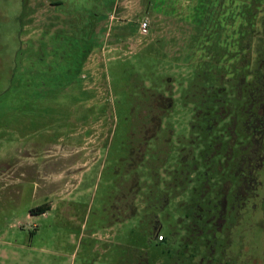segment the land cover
I'll list each match as a JSON object with an SVG mask.
<instances>
[{"label": "rangeland", "instance_id": "obj_1", "mask_svg": "<svg viewBox=\"0 0 264 264\" xmlns=\"http://www.w3.org/2000/svg\"><path fill=\"white\" fill-rule=\"evenodd\" d=\"M73 4L87 14L81 24L101 8L78 72ZM263 5L0 0V164L29 177L17 197L11 186L0 190V264H137L138 251L146 264L171 262L203 153L209 142L220 151L218 131L234 124L205 119L210 91L200 71L226 84L218 92L230 91L226 106L238 118L235 98L253 67ZM139 19L148 23L145 33ZM207 125L216 128L210 136ZM77 162L62 179L64 165ZM43 189L52 192L50 208L29 214ZM255 239L245 240L249 254ZM186 253L177 264H187Z\"/></svg>", "mask_w": 264, "mask_h": 264}, {"label": "flooded vegetation", "instance_id": "obj_2", "mask_svg": "<svg viewBox=\"0 0 264 264\" xmlns=\"http://www.w3.org/2000/svg\"><path fill=\"white\" fill-rule=\"evenodd\" d=\"M250 101L246 109L244 104L238 107L239 117L235 118L230 130L218 131L217 138L222 140L216 144L220 151L215 149V143L209 142L213 148L203 153V169L195 176L199 185L194 189L195 198L187 205L188 220L177 251V255L187 252V264H264V101L259 103L258 96ZM229 110L221 107L219 117H231ZM206 129L207 136L216 131L211 125ZM43 149L45 155H50L49 147ZM25 173L16 165L1 163L0 190L7 191L11 186L12 196L17 197L23 190L21 186L29 179ZM47 185L50 190V184ZM47 190H41L44 192L42 200L31 208H50L48 194L52 192ZM29 214L33 212L29 211ZM241 224L243 227L240 228ZM157 225L153 226V234ZM232 227L238 230L235 236H231ZM250 233L253 239L256 237L251 254L244 249ZM177 234L174 240L178 239ZM146 257L145 253L138 251L134 260L137 264H146ZM175 257L168 263L177 264L180 258Z\"/></svg>", "mask_w": 264, "mask_h": 264}, {"label": "trees", "instance_id": "obj_3", "mask_svg": "<svg viewBox=\"0 0 264 264\" xmlns=\"http://www.w3.org/2000/svg\"><path fill=\"white\" fill-rule=\"evenodd\" d=\"M57 3L60 4L61 1H54L52 4H57ZM74 5L75 4H73V6ZM74 7H75V10H73V8L70 7L71 14L74 13V15L72 14L73 20H70V22L72 23V25H74V22L76 24H78V26L81 25V28H80V30H81L80 36L81 37L79 38L80 49L78 50V51H80L81 60H80V63H78L75 66V70L78 72L79 70L77 69V67L80 68V66H81L82 62L84 61L87 53L92 49V43H91L90 38H91L92 33L94 31L95 19H96L97 15L100 14L101 8L100 7L96 8L95 13H93V15H91V16L89 15V19L87 20V22H85V24H81L83 15H84V19H86L87 14L82 13V15L80 16V13H78L76 6H74ZM261 10L263 12V14L259 16V24H260L259 35L260 34L261 35L260 36L258 35L259 38L256 41L257 42L256 43L257 51H256V55H255V60L253 63V67L251 69H249L248 71H246V73H245L246 75L243 74V76L245 75V78L247 77V79H245L243 82L245 85L244 88L242 87L243 91H241V92H243V95L239 96V97L237 96V98H235L236 101L234 103V106L237 104H246V103L250 104L251 103L250 99L252 100V98H255V96H258L260 98L259 103H262L264 101V5H263ZM201 14H202V12H200V15ZM74 29H76V28H74ZM254 32L258 33L257 31H254ZM71 39H72L71 40L72 42L75 41L74 43H77V38L75 39L74 37H71ZM71 45L75 46L73 44H71ZM200 73L202 75V79L204 80V85L202 88H207L208 91H210L208 99H207V100H209V101H207V104H209V105L207 108L205 106L207 115H205L204 117L208 121L215 120L218 124L219 122L223 121V118H220L218 116L219 109L221 107L229 108L230 113H231V111H235V107L230 108L229 106L228 107L226 106V104H227L226 97L229 98V96H230V98L233 99V97L231 96L232 94L229 93L230 91H227L226 89H225L226 91L223 90L222 93L218 92L226 84H221L220 79L217 80V79H215L214 75H209V70H206V69L203 70V68H202ZM239 88H241V87H239ZM228 90H230V89H228ZM211 110H212V112H211ZM224 112H226L225 109H224ZM229 118L231 120H233V122L235 121V117L231 116ZM231 126H232V124H231ZM228 130H230L229 127H228ZM46 208L47 207L40 206V207L31 208L29 211L33 212V213H34V211L37 213H42L46 210ZM157 228H158V225H157L156 229ZM158 234H160L159 231H158ZM155 238L157 239V236ZM162 240H164L163 236H162V239L158 240V241H162Z\"/></svg>", "mask_w": 264, "mask_h": 264}, {"label": "crops", "instance_id": "obj_4", "mask_svg": "<svg viewBox=\"0 0 264 264\" xmlns=\"http://www.w3.org/2000/svg\"><path fill=\"white\" fill-rule=\"evenodd\" d=\"M77 148L75 147L74 150H76ZM51 151V150H50ZM66 156V155H65ZM77 160V159H76ZM83 164V163H82ZM72 165H75L74 167ZM76 166H79V162L75 163V164H69L68 166L64 165V170H63V175H62V179H65L66 175H68V173L72 172V168H76ZM82 166V165H81ZM75 173V172H72ZM76 175V174H75Z\"/></svg>", "mask_w": 264, "mask_h": 264}, {"label": "built area", "instance_id": "obj_5", "mask_svg": "<svg viewBox=\"0 0 264 264\" xmlns=\"http://www.w3.org/2000/svg\"><path fill=\"white\" fill-rule=\"evenodd\" d=\"M147 21L145 19H139V29L141 33H145L146 29H147ZM157 239L161 240L162 239V235L158 234L157 235Z\"/></svg>", "mask_w": 264, "mask_h": 264}, {"label": "water", "instance_id": "obj_6", "mask_svg": "<svg viewBox=\"0 0 264 264\" xmlns=\"http://www.w3.org/2000/svg\"><path fill=\"white\" fill-rule=\"evenodd\" d=\"M158 229L159 228H157L156 230H155V233H154V238L157 236V234H158Z\"/></svg>", "mask_w": 264, "mask_h": 264}]
</instances>
